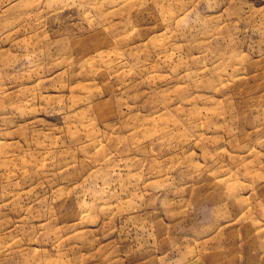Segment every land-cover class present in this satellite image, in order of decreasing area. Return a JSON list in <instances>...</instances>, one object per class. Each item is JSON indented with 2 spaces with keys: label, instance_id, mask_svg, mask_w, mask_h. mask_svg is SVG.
I'll return each instance as SVG.
<instances>
[{
  "label": "rangeland",
  "instance_id": "374dc122",
  "mask_svg": "<svg viewBox=\"0 0 264 264\" xmlns=\"http://www.w3.org/2000/svg\"><path fill=\"white\" fill-rule=\"evenodd\" d=\"M0 264H264V0H0Z\"/></svg>",
  "mask_w": 264,
  "mask_h": 264
}]
</instances>
